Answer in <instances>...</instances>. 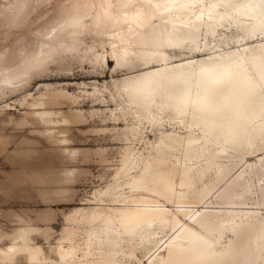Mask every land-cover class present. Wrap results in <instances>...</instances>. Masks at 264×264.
<instances>
[{"label": "bare ground", "instance_id": "bare-ground-1", "mask_svg": "<svg viewBox=\"0 0 264 264\" xmlns=\"http://www.w3.org/2000/svg\"><path fill=\"white\" fill-rule=\"evenodd\" d=\"M95 5L86 0L67 8L36 45L23 50L18 64L0 56L5 96L25 84L52 48L76 47L90 28L106 33L118 65L140 66L120 79L136 112L132 129L138 133L147 123L162 130L147 154L127 147L123 169L130 172L131 194L121 195L124 204L112 212L84 210V239L75 240L68 229L61 258L75 259L83 249L106 257L93 259L95 264H128L137 247L149 255L147 264H238L249 241L237 240L246 234V220L237 210H198L193 204L207 197L247 145L264 144V0H103L87 21L86 11ZM254 38L261 41L250 44ZM230 40L242 47L227 49ZM176 47L203 56L173 59L178 55L169 49ZM44 97L31 105H46ZM241 180L220 196L223 203H239Z\"/></svg>", "mask_w": 264, "mask_h": 264}, {"label": "rangeland", "instance_id": "rangeland-1", "mask_svg": "<svg viewBox=\"0 0 264 264\" xmlns=\"http://www.w3.org/2000/svg\"><path fill=\"white\" fill-rule=\"evenodd\" d=\"M78 1L86 0H0V56L8 64H18L23 50L36 45L62 12ZM102 1L88 7L87 21ZM259 41L254 38L250 44ZM224 46L242 47L233 40ZM111 49L109 35L87 29L76 47L52 48L23 86L0 95V262L95 264L93 259L106 260L99 251L85 254L83 249L78 250L77 259H62L59 250L68 247V229L75 240L83 241L86 224L79 218L84 210L100 207L112 212L111 207L124 204L121 195L131 194L126 184L130 172L123 169L130 152L127 147L147 154L152 142L158 144L162 136L161 129L147 123L138 133L132 129L136 112L121 90L120 79L140 66L118 65ZM169 51L178 55L173 59L193 53L203 56L197 49ZM41 94L46 105H31ZM247 146L207 197L193 206L240 212L246 220V237L237 240L249 241L238 255V264H264V144ZM241 175L244 193L239 203H223L224 194L232 192ZM231 235L228 232L223 243H229ZM133 251L136 257L128 264L148 263L143 249Z\"/></svg>", "mask_w": 264, "mask_h": 264}]
</instances>
